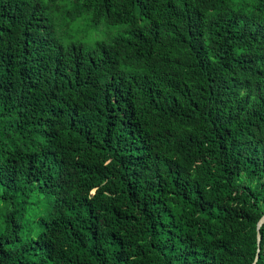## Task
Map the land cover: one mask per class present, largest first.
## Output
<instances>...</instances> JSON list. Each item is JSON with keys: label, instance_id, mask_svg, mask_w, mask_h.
<instances>
[{"label": "trees", "instance_id": "obj_1", "mask_svg": "<svg viewBox=\"0 0 264 264\" xmlns=\"http://www.w3.org/2000/svg\"><path fill=\"white\" fill-rule=\"evenodd\" d=\"M3 123L0 264H264V0H0Z\"/></svg>", "mask_w": 264, "mask_h": 264}, {"label": "water", "instance_id": "obj_2", "mask_svg": "<svg viewBox=\"0 0 264 264\" xmlns=\"http://www.w3.org/2000/svg\"><path fill=\"white\" fill-rule=\"evenodd\" d=\"M264 222V214L261 216L260 220L258 221V226L262 225Z\"/></svg>", "mask_w": 264, "mask_h": 264}, {"label": "rangeland", "instance_id": "obj_3", "mask_svg": "<svg viewBox=\"0 0 264 264\" xmlns=\"http://www.w3.org/2000/svg\"><path fill=\"white\" fill-rule=\"evenodd\" d=\"M108 31H111V30L108 29ZM105 35H106V33H105ZM2 125H3V126H0V128H3V127H5V126H10L9 128H11V124H9V123H3Z\"/></svg>", "mask_w": 264, "mask_h": 264}]
</instances>
